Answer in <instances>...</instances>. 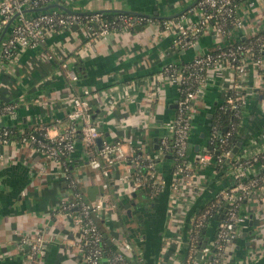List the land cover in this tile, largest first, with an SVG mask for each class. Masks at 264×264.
Masks as SVG:
<instances>
[{
    "label": "crops",
    "instance_id": "0c3cea01",
    "mask_svg": "<svg viewBox=\"0 0 264 264\" xmlns=\"http://www.w3.org/2000/svg\"><path fill=\"white\" fill-rule=\"evenodd\" d=\"M198 1L55 0L71 12L121 10L142 13L153 20L133 29L112 31L107 38L96 36L82 25L68 26L49 35L37 49L20 48L10 60L2 58L0 47V102L16 105L15 113L1 115L2 125L16 126L21 131L48 126L51 138H55L68 125L72 108L69 99L81 96L89 99L104 140L121 143L110 179L90 165L89 158L95 152L82 139L68 158L72 176L86 200L102 197L106 207L97 218L109 247L100 264H110L115 252H122L128 264H181L190 227L187 216L193 205L228 184L226 176L213 166L196 171V196L182 207L185 222L181 229L171 220L167 187L165 195V191L152 195L143 185L132 188L134 156H156L155 138L159 143L168 134L167 123L174 117V104L179 98L178 87L161 78V71L170 62L184 63L222 44L208 30L194 48L176 50V27L162 28L163 20L183 13L188 23L198 21ZM251 1L255 2L253 6L248 5ZM32 8L31 4L25 6ZM239 14L245 24L241 32L244 39L264 30V0H243ZM1 19L0 13V35L6 26ZM77 64L84 68V75L73 80L70 74L77 73ZM232 76L229 67L207 74L203 93L191 115L190 157L206 144L213 117L232 90ZM242 78L245 104L237 138L243 140L242 151L257 150L264 148V139L258 140L259 135H264V63L261 69L249 64ZM250 136L255 137L250 140ZM255 138L259 147L252 149ZM155 163L159 176L171 186L172 159L166 156L155 159ZM105 181L109 187L103 190ZM68 196L64 166L59 159L28 143L1 145L0 264H25L29 247L22 239L36 233L44 235L45 249L35 264H83L75 211L62 209ZM253 210V225L249 221L248 229L237 238L226 264H264V210ZM180 230L183 244L174 240ZM254 246L257 252L250 255Z\"/></svg>",
    "mask_w": 264,
    "mask_h": 264
},
{
    "label": "built area",
    "instance_id": "2783aa9c",
    "mask_svg": "<svg viewBox=\"0 0 264 264\" xmlns=\"http://www.w3.org/2000/svg\"><path fill=\"white\" fill-rule=\"evenodd\" d=\"M55 0H3L0 5L1 21L7 24L11 17L20 12L21 15L13 26L11 33L4 37L0 47L4 60L14 57L20 48L37 49L45 42L47 37L61 28L72 25H82L90 32L101 38H107L112 31L129 30L137 24L151 22V16L122 14L118 20L107 21L103 12H65L52 8L39 12L35 16L22 14L25 6L31 4L33 8H40ZM243 0H199L197 7L200 18L196 22L188 23L187 15L180 14L175 18L162 21V28L169 30L176 27L174 48L186 50L194 48L198 38L205 31H212L222 42L221 46L213 51L194 56L191 60L179 65L175 62L168 63L160 73V77L168 79L178 87L179 98L174 117L167 123L168 134L159 142L156 156L144 157L137 153L133 162L136 166L134 177L135 190L142 185L148 176L152 181V195H158L166 189L165 181L159 176L155 159H163L168 154L173 155V181L170 186V215L176 228H182L184 214L182 207L192 196H196L197 176L196 171L213 166L223 167V172L228 184L218 190L206 200L203 209L190 218V227L187 235V250L181 264H226L234 249L237 238L248 228L251 212L264 210V171L255 175L264 168V148L257 150H240L233 152L234 144L229 147L234 135L235 126L227 127V131L220 130L218 120H212L210 133L206 144L197 150L194 157H190L189 148L193 131L192 112L198 99L203 93L207 74L217 72L229 67L234 73L232 76V90L228 98L218 110H227L235 117L242 120L245 99L242 95L244 79L248 72L249 64L256 69H261L264 63V30L261 33L245 37L241 41L244 20L239 14L240 4ZM249 2V6L254 5ZM233 37L229 41V37ZM244 39V38H243ZM48 59H52L49 56ZM73 80L78 79L76 72L70 74ZM88 94L89 91L85 90ZM72 106L68 113L70 125L55 138H51L48 126L41 132L31 133L22 137L21 141L8 138V131L0 132V146L8 143H28L36 146L51 157L59 159L64 166L65 180L69 182L67 192L69 196L62 202V209L74 213V221L79 230V252L83 264H100L104 256L106 244L100 230L97 218L105 207L102 197L95 201H88L77 187V180L70 175L68 158L75 151L79 138L90 148H95L89 163L101 171L105 178L113 177L117 155L121 152L119 141H106L99 149L97 138L102 136L99 126L93 119V108L88 98L72 96ZM15 104H6L0 109L1 115L13 114ZM215 123V124H214ZM239 134V131H237ZM264 135H259L258 140L263 141ZM263 137V138H262ZM237 138V137H236ZM262 138V139H261ZM218 142L222 152L213 145ZM211 145V148H209ZM228 146V148H226ZM217 152L213 153V151ZM129 176H127L128 178ZM196 177V178H195ZM109 182L102 184L103 190L108 189ZM75 209V210H74ZM223 216L220 218V216ZM216 217H219L216 221ZM217 222L213 238H210L211 226ZM204 234L206 246L199 247ZM177 243L183 244L181 230ZM22 243L29 249L25 254V264H35L38 256L45 249V237L42 233L27 235ZM170 244V241H167ZM202 252L198 258V253ZM257 252L254 246L250 255ZM110 264H128L122 252H115Z\"/></svg>",
    "mask_w": 264,
    "mask_h": 264
},
{
    "label": "trees",
    "instance_id": "16d2710c",
    "mask_svg": "<svg viewBox=\"0 0 264 264\" xmlns=\"http://www.w3.org/2000/svg\"><path fill=\"white\" fill-rule=\"evenodd\" d=\"M103 12V16H104V19L105 20H107V21H113V20H118V18H119V16L120 15H122V14H125V13H122V12H117V11H102ZM134 27H132L131 29H133ZM240 40L241 41H243V40H245V39H243V36H241V38H240ZM245 41H247V39L245 40ZM244 42V41H243ZM179 65H182V63H178ZM78 66H77V75H78V77L79 76H83L84 75V72H83V69L84 68H82V67H80L81 66V64H77ZM6 104L5 103H1L0 102V109L2 108V107H4ZM5 114V113H4ZM215 120L217 121L218 120V125H219V128H220V130H223L225 127H232V126H235V132H234V135H233V137H232V139H231V141H230V144H229V147H231L232 146V143H233V141H234V139L238 136V134H237V131H240V129H241V127H242V122H241V119L240 118H237V117H235L231 112H227V110H218L216 113H215V116L213 117V121L215 122ZM215 124V123H214ZM70 125V122H68V125H67V127ZM66 127V128H67ZM4 130H7L9 133H8V138L9 139H11V140H13V141H21V139H22V137H25V136H27V135H29V134H31V133H40L41 131L38 129V130H29V129H26L25 131H21L18 127H16V126H8V125H2L1 126V128H0V132H2V131H4ZM64 132V131H63ZM215 148H217V149H219V151H221L222 152V148L219 146V144H218V142L216 143V144H214L213 145ZM209 148H211V145H210V147ZM226 148H228V146L226 147ZM93 149V148H92ZM94 150V152L96 153L97 151H96V149L94 148L93 149ZM215 152H217V150H215V151H213V153H215ZM168 155H172L171 153L170 154H168ZM172 161H173V155H172ZM155 162V161H154ZM68 167H69V173H70V175L72 176V171H71V169H70V163H68ZM216 171L220 174V175H222V176H224L225 175V173L223 172V167H221L220 165H217L216 166ZM69 182L67 181V180H65V187H66V189H69ZM144 187H145V189H146V191L148 192V193H152V191H151V187H152V181H151V179L147 176L146 178H145V181H144V183L142 184ZM75 190H79L80 191V189H79V185L77 184V187L75 188ZM165 193H166V191L163 193V195H165ZM206 200L207 199H205V200H203L202 201V199H200L199 201H198V203H195L194 205H193V208H194V210H193V213H192V216H194L196 213H198V212H200L202 209H203V207H204V205H205V202H206ZM74 213H76V212H74ZM191 216V217H192ZM190 221V220H189ZM189 226V225H188ZM205 239V237H204V234H203V236H202V239ZM204 239H203V241L201 240V242L199 243V247L200 246H202L203 245V242H204ZM108 244H105V246H104V251H106V249L108 250Z\"/></svg>",
    "mask_w": 264,
    "mask_h": 264
},
{
    "label": "water",
    "instance_id": "95a60500",
    "mask_svg": "<svg viewBox=\"0 0 264 264\" xmlns=\"http://www.w3.org/2000/svg\"><path fill=\"white\" fill-rule=\"evenodd\" d=\"M52 8H57V9L59 8V9L65 11V12H71V11H70L68 8H66L64 5L59 4L58 2H54V3L52 2V3H49V4L45 5V6H42V7H40V8L24 9L23 12H22V14L33 13L31 16H35V15H37L39 12H44V11H47V10L52 9ZM110 11H117V12H122V13H127V14H134V15H145V14H142V13H133V12H127V11H121V10H110ZM20 15H21L20 12L15 13V14L11 17V19L9 20V22L6 24L4 30L2 31V33H1V35H0V45H1V43H2V41H3V39H4V37L6 36V34L9 33V32H11L13 26L16 24L17 19L20 17ZM146 16H147V15H146ZM136 28L139 29L140 26H136ZM176 107H177V103L174 104V108H176ZM93 119H95V116H93ZM227 130H228L227 127H225V128L223 129V131H227ZM254 137H255V136H250L249 139L252 140ZM96 142H97V147L100 149V148L102 147L103 143H104V137L100 136L99 138H97V141H96ZM155 142H156V144L154 145V148H155V149H159V143H158V139H157V138H155ZM233 144H234V148H233V152H234V153H238V152H239L240 150H242V148L244 147V146H243V145H244V144H243V140L239 139V137L234 139ZM167 158H172V155H167ZM262 171H264V168L260 169L255 175L259 174V173L262 172ZM166 187H167V190L169 191V190H170V186H169V185H166ZM169 192H170V191H169ZM193 210H194V209H192V210L189 212V214H188V216H187V219H188L187 221L190 220V218H191V216H192V213H193ZM222 217H223V216L221 215L220 218H222ZM218 218H219V217H216V221L218 220ZM253 218H254V216L251 215L250 225H253ZM187 224H188V222H187ZM216 224H217V222H214L213 225L211 226V231H212L211 234H210V238H211V239L213 238L214 230H215V226H216ZM248 224H249V223H248ZM247 229H248V228H247ZM247 229H246V230H247ZM245 234H246V233H245ZM104 237L106 238V235H104ZM108 242H110V241L108 240ZM109 244L111 245V243H109ZM205 246H206V243L203 244V247H205ZM201 254H202V252H199V253H198V258L201 257Z\"/></svg>",
    "mask_w": 264,
    "mask_h": 264
},
{
    "label": "rangeland",
    "instance_id": "374dc122",
    "mask_svg": "<svg viewBox=\"0 0 264 264\" xmlns=\"http://www.w3.org/2000/svg\"><path fill=\"white\" fill-rule=\"evenodd\" d=\"M262 138H263V137H262ZM262 138H261V139H262ZM254 141H255V144L253 143L254 145H252V146H253V147H252V149H256L257 147H259V146H258V142H257V139H256V138H255V140H254ZM260 209H261V210H263V208H260Z\"/></svg>",
    "mask_w": 264,
    "mask_h": 264
}]
</instances>
